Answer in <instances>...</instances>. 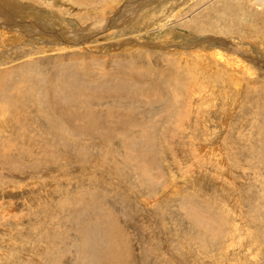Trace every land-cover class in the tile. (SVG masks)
Segmentation results:
<instances>
[{
	"label": "rangeland",
	"instance_id": "1",
	"mask_svg": "<svg viewBox=\"0 0 264 264\" xmlns=\"http://www.w3.org/2000/svg\"><path fill=\"white\" fill-rule=\"evenodd\" d=\"M107 1L0 0V264H264L258 0Z\"/></svg>",
	"mask_w": 264,
	"mask_h": 264
},
{
	"label": "bare ground",
	"instance_id": "2",
	"mask_svg": "<svg viewBox=\"0 0 264 264\" xmlns=\"http://www.w3.org/2000/svg\"><path fill=\"white\" fill-rule=\"evenodd\" d=\"M71 1H75V2H72L73 4H75L76 6H78V8L79 9H86V11L89 13V11H94L95 12V5L96 4H98V3H96L94 0L92 1V0H71ZM65 2V1H64ZM16 3V2H15ZM115 3H117V1L115 2V0H108L105 4H104V7H106V6H108V5H112L113 6V4H115ZM89 4V5H88ZM253 4H254V6L255 7H257L258 9H261L259 12L255 9V10H253V14H252V18H254V20H255V22H257V21H259V17H260V19H262V17H261V15H260V13L261 14H264V0H258V3H256V1L255 2H253ZM30 5H32L33 6V4H30ZM100 5V4H99ZM245 5V4H244ZM115 6H113L112 8L111 7H108L107 9H115L114 8ZM223 7V6H222ZM238 9V8H237ZM236 9V10H237ZM128 10V9H127ZM252 10V9H251ZM19 11H20V9H19ZM218 12V11H217ZM242 15V14H241ZM257 15H259L258 17H257ZM87 16V15H86ZM263 17H264V15H262ZM20 17V16H19ZM84 17V16H83ZM94 16H92V18H93ZM98 17V16H97ZM102 18L104 17V14L101 16ZM239 17V16H238ZM243 17V16H242ZM9 19V18H8ZM18 19V18H17ZM24 19V18H23ZM85 19V18H84ZM238 19V18H237ZM22 20V19H21ZM96 20V19H95ZM87 21V20H86ZM91 22V21H90ZM107 22V21H106ZM2 23V22H1ZM5 23V22H4ZM259 23V22H258ZM257 23V24H258ZM85 24H86V22H85ZM251 24H252V21H251ZM92 25V24H91ZM94 26V25H93ZM17 27V26H16ZM16 27H14V28H16ZM100 27H101V25H100ZM0 29H2V27L0 28ZM23 29V28H22ZM19 30V29H18ZM18 32V31H17ZM1 35L3 34V35H7L8 36V34L7 33H2V31H1V33H0ZM57 34V33H56ZM59 35V33L57 34V36ZM60 36V35H59ZM78 36V35H77ZM6 37V36H5ZM12 38H16V36H11ZM11 38V39H12ZM76 38V37H75ZM5 39V38H4ZM243 39V38H242ZM2 40H3V38H2ZM74 41H76V42H74L75 44L77 43V47H86V45H89V43L86 41V39H84L83 41H78L77 42V40H74ZM3 42V41H2ZM70 44V43H69ZM232 44V49L233 50H235V48H238V46L237 45H235L234 43H231ZM229 47H231V45H229ZM245 50V49H244ZM80 51V50H79ZM236 52H237V50H235ZM240 56L239 55H237L236 57H234V59L233 60H236L237 58H239ZM240 59H242V58H239V59H237L236 61L239 63L238 64V66H239V69H242V66H241V64L243 63V59L242 60H240ZM222 59H220V61H221ZM230 60V59H229ZM229 62V61H228ZM5 104V103H4ZM89 117V116H88ZM66 122V121H65ZM80 122V121H79ZM67 123V122H66Z\"/></svg>",
	"mask_w": 264,
	"mask_h": 264
}]
</instances>
